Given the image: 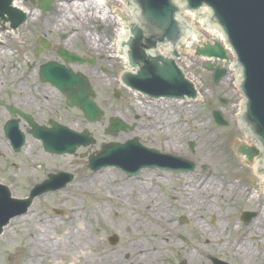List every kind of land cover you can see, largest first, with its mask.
Masks as SVG:
<instances>
[{"label":"rangeland","instance_id":"rangeland-1","mask_svg":"<svg viewBox=\"0 0 264 264\" xmlns=\"http://www.w3.org/2000/svg\"><path fill=\"white\" fill-rule=\"evenodd\" d=\"M17 1L29 11V20L28 24L20 27V38H15L14 33L2 36L5 45L0 47V101L30 114L40 125L48 126L47 120H52L77 133L86 130L94 142L78 147L72 154L47 153L41 141L28 133L30 127L27 123L17 115L12 116L5 106L0 104L1 185L7 186L8 182H12L16 197L25 198L32 185L47 179L49 171L53 169L84 178L70 184L69 189L60 190L59 193H47L36 199L28 216L16 217L12 221L6 235L0 237V264H24L31 251L28 238L34 232L42 231L41 225L45 221L52 236L79 225L69 222L72 210L78 212L80 223L86 232L97 238L95 244L98 245V250L119 252L124 242L132 236L131 231L141 230L137 224L127 229L130 228L127 223L132 217L150 222L152 216H158L165 218L173 228L146 225L142 229L143 232H133L141 234L143 241L158 232L166 233L170 240L177 239L180 247L167 250L160 264H175L179 261H186L187 264H212L209 256L229 264H264V191L260 186L262 179L259 170L263 166L256 163L254 169V160H247L237 151L243 143L254 144L241 131L235 119L243 107L242 97L236 91L238 72L230 69L225 62L208 61L194 55V47L209 40L208 34L202 29L198 30L204 37L194 41L190 52L184 53V57L178 61L196 84L203 99L201 102L192 103L190 100H184V106L175 108V104L167 106L156 101L153 103L154 101L121 86L117 75L124 63L111 53L106 55L109 63L102 58L96 60L95 65H81L67 63L56 54L39 50L38 37L54 41V47L61 45L67 49H72L71 42H76L77 38L75 45L89 52L95 51L92 49L95 42L105 41V32L102 30L104 27H90L91 22L82 21L81 15L73 10V4L70 7L65 3L69 0H54L50 11L40 10L38 0ZM65 5L69 8L62 7ZM74 12L79 16L69 20V27L65 23L68 22L66 19L70 18L66 17ZM105 25L108 28L111 25L119 30L121 28L114 20L105 22ZM89 29L92 33L95 32V35H88ZM71 32L74 34L71 36L72 41H63L58 36ZM108 45L112 47V44ZM48 60L64 62L67 67L84 73L89 78L96 93L98 106L104 111L102 119L89 122L79 109L69 107L65 103V97L58 90L49 83L39 81V67ZM208 63L223 65L228 73L221 81L212 82L210 71L206 69ZM19 82L20 90L17 88ZM45 90L47 93H44ZM49 92L53 94H48ZM116 92L120 93L118 98L115 97ZM220 99L227 100V103H221ZM213 110L221 111L227 126H219L213 121ZM110 117L121 118L132 129L109 133ZM10 118L18 119L19 129L25 135V144L18 152L13 150L10 139L3 130L5 122ZM149 118L157 119L155 122L160 125L154 127L152 122L140 124L139 119ZM166 119H178L179 123L175 129H171L167 126ZM172 131L175 135L170 140L167 134ZM115 133L129 134L131 139L137 137L146 147L189 160L195 167L186 172L157 168L140 169L141 171L133 176L137 178L136 182L142 184L138 192L135 191V186L128 185L131 183L129 179L124 181L128 184H119L122 180L119 175H116V181V177H109L99 185L95 179V173L99 169L92 171L87 161L89 156L100 149L102 143L119 142L106 138ZM206 134L211 135V148L214 147L215 154L210 153V146L203 139ZM174 140L180 147L178 151L164 147L165 141ZM106 168L126 177V174L115 166ZM186 190L191 193L190 198L195 200L193 202L201 205L199 211L194 210L193 203L185 199ZM148 197L151 199L147 204H143V209H138L140 199L146 200ZM153 199L159 202L153 205ZM155 206H159V209ZM245 211L258 214L256 216L254 213L253 217L244 223L240 217ZM199 221L203 223L204 236L198 230L196 223ZM205 236L210 241L205 240ZM111 237H116V241L111 243ZM191 248L199 250L195 255L197 260L193 262L185 260L183 255ZM34 258L36 264H68L71 259H52L37 253Z\"/></svg>","mask_w":264,"mask_h":264},{"label":"water","instance_id":"water-1","mask_svg":"<svg viewBox=\"0 0 264 264\" xmlns=\"http://www.w3.org/2000/svg\"><path fill=\"white\" fill-rule=\"evenodd\" d=\"M129 1L133 5L131 16L134 21L129 26L128 32L131 36L126 42L122 43V47L128 46V64L132 68H137V71L135 74L124 73L122 81L130 88L138 90L150 98H195L197 95L196 88L184 76V73L175 62L176 58L180 56L175 49L178 40L185 36L186 30H192L177 15L181 14L183 10L198 11L200 7L206 6L210 11L206 19L207 24L217 25L221 29L226 44L234 54L231 67L240 70V76L237 79L239 81L238 91L244 98V108L238 116L239 123L261 147L260 154L264 157V0H182V3L177 0ZM50 2L51 0H44L39 5L43 9H49ZM20 9L12 5V0H0V22H2V25H0V47L5 45L2 36H9L10 33H14L15 38H20V27L28 24L29 16L26 15L25 8ZM123 17L126 18V15H123ZM7 20L10 22L11 29H15L19 25L20 27L16 30H9L7 25L3 24ZM199 21H202V19H199ZM203 26L205 31L209 29L214 32L217 29ZM196 27L197 34L192 33L190 36L195 35L196 38H201V34L198 32L201 26L196 25ZM3 29L6 32L2 31ZM219 34L221 33L219 32ZM190 36L188 41H190ZM207 41H210V39ZM219 42L213 44L207 42L202 46H197L195 54L229 61L225 47ZM158 44L169 45L170 48H173L170 51L172 57L147 53L150 49L155 50ZM185 50H183V53H186ZM166 51L165 49L160 52L166 55ZM60 55L72 62L83 61L78 56L64 50L60 51ZM217 62L219 61L217 60ZM208 68L211 69L212 65H208ZM214 71V81H218L220 76L226 73L224 68L219 67H216ZM39 79L49 81L62 91L67 97V103L79 107L89 121H96L101 118L102 111L93 100L94 92L89 87L90 85L85 76L74 74L55 62H49L40 68ZM202 99L203 96L199 93L197 99L191 101V103L201 102ZM7 109L10 113H18L27 120L32 127L31 133L42 140L47 152L72 153L76 147L93 142L86 130L82 133H75L54 121H50L52 127L47 128L38 125L32 117L22 114L15 107L7 106ZM219 112L218 110L212 112L214 121L216 124L226 125V121ZM235 119L238 123L237 115ZM17 122L16 119H10L4 127V134L11 140L15 152L19 151L24 143V135L20 133ZM126 128L128 126L121 119L110 118L109 130L117 131ZM244 145L247 144L243 143L238 152L252 160L254 155L259 153V150L254 146L247 147ZM88 162L92 170L113 165L121 168L129 176L138 174L140 169L153 166L182 172L191 171L195 167L194 163L189 160L169 153H160L155 149L143 146L137 137L125 143H103L101 150L96 151V155L89 157ZM261 164H263V167L260 172L261 175H264V160ZM48 175L49 178L42 183L39 181L40 184L35 185L25 199L16 197L15 186L12 182H8L7 186L0 184V237L6 235L16 217L29 215L36 199L47 195V193H59L60 190L69 189L70 184L84 179L56 169L49 171Z\"/></svg>","mask_w":264,"mask_h":264},{"label":"bare ground","instance_id":"bare-ground-1","mask_svg":"<svg viewBox=\"0 0 264 264\" xmlns=\"http://www.w3.org/2000/svg\"><path fill=\"white\" fill-rule=\"evenodd\" d=\"M16 5H19L20 8H24L23 5L21 4V2L19 3L16 0ZM88 3L94 4L95 7L96 6H100L103 2L101 1H86V2H78V3H74L73 4V10L79 9V8H84L83 5H87ZM62 7H67L69 8L68 5L62 6ZM88 8H90L88 6ZM93 8V7H92ZM118 8L119 6H117L116 8L113 7V9L109 8V10H107V12H102L97 15L95 13H92L90 15L87 14H83L82 17L83 19H85L86 21L89 22H95L97 21V19H101L104 22H107V20H111V18L113 17L112 20H115V18L119 21V19L117 18L116 14L118 15ZM26 10V9H25ZM99 11V10H98ZM26 12L29 11L26 10ZM79 13V11H77ZM77 12L69 13L70 15L68 17H66V15H63V17L66 18H70V19H66L68 22L65 23L66 25H68L70 27L71 25V21L69 20H73L75 18H77L79 16V14ZM113 14V16L111 15ZM124 14V12H123ZM189 16V21L192 23H195V25H200L202 31L206 32L209 36V38L211 39L210 41H221L223 40V35L219 34L218 30L215 29L214 32H211L209 29H207L205 31L204 26H203V21H199L197 20V17L194 13H188ZM115 17V18H114ZM122 19H125L123 17V15L121 16ZM105 26V25H104ZM125 32H126V27L125 25L123 26V29H121V31L119 32V36L122 38L125 37ZM89 34H92V31L89 30ZM201 34V39L204 37V34ZM2 38V37H1ZM122 38V39H123ZM198 38H196L195 35L190 36V41H185V47H186V52H188L190 50V46L191 44L196 41ZM95 42V41H94ZM204 42V41H203ZM98 42H95L96 45ZM1 50V49H0ZM190 52V51H189ZM186 54V53H185ZM207 59V58H206ZM222 62V61H220ZM225 62V60L223 61ZM1 65V63H0ZM5 71V69H4ZM17 88H20V82L17 86ZM20 90V89H19ZM18 90V91H19ZM20 93V91H19ZM44 93H47V91L45 90ZM48 94H53L52 92H49ZM19 95V94H18ZM153 101V100H152ZM155 103V101L153 102ZM156 103L159 104H166L167 106H169L170 104H175V108H180L181 105L184 106V102L183 101H167L166 99H161V100H157ZM142 104V103H141ZM241 106V105H240ZM139 107V105H138ZM140 112V110H139ZM148 117V116H146ZM125 120V119H124ZM141 122L140 124L143 123H150L152 122V124H154V127L159 126L160 124L157 121V119H150L146 120V119H139ZM168 121V125L169 127H171V129H175L179 123L178 119H166ZM77 127H79V125H77ZM170 129V130H171ZM210 134V133H209ZM206 134L204 136L203 139H205L204 141H206V143L210 146L209 150L210 153H214L215 151L213 150L214 147L211 148V135ZM166 135V134H165ZM174 132H169L167 134L168 137H170V140H172L174 138ZM101 138V137H100ZM107 139L110 140H116L119 142H125L126 140H128V138H130L129 134H121V133H115V134H111V136H106ZM206 144V145H207ZM164 147L165 148H170V149H174L176 151H178V149H180V147H178V145L175 144V140L172 142L169 141H165L164 143ZM32 148V145L30 147V149ZM29 152V147L27 148V153ZM258 162L257 158H254V169L256 168V163ZM116 175H119V177L122 179L120 180L121 182H119V184H128V182H124L127 181L128 179L130 180V184H128L129 186H135V191H140L141 190V183L136 182L135 180L137 178L133 177V176H127L126 177L122 174H119L116 171H112L109 168L103 167L102 170L101 168L99 169V171H96L95 173V179H96V183H100L102 181H104L106 178L112 177L115 178ZM117 177L115 178L116 181ZM261 179H262V184H260L261 186V190L264 191V176L261 175ZM85 184H90L88 182H84ZM83 185V184H82ZM81 191V190H80ZM216 191H218V189H216ZM199 193V192H198ZM187 197L185 199L188 200L189 203H193V208L194 210L199 211V209L201 208L200 204L194 203L193 199L190 198L191 193L189 191H185L184 193ZM140 199V198H139ZM151 198H146V200L144 198L140 199L141 203L138 206V209H143V204H147L148 200H150ZM156 202H159L157 199H153V205L156 204ZM155 208L159 209V206H155ZM70 219L69 222L72 224L75 223H79V225H75V227L73 228H69V229H65L63 231H59L57 236H52L51 233L48 230V227L46 226V221L41 225V227L43 228L42 231H36L33 234H31V237L28 238V240L31 242L30 245V256H28L27 260L25 261L24 264H36L35 262V254H41L42 256H50L53 258H61V257H65V258H71L68 262V264H160L161 259L164 258V256L166 255V251L170 250L172 248H177L180 247L177 239H172L170 240L168 235L166 233H156V235H150L148 240H144L140 237L141 234H138L140 232H143L142 229L145 228L146 225H152V226H159L161 228H173V225L169 224V222H167V220L165 218H161L158 216H152V220L146 221L145 219L142 218H137V217H132L131 221L128 224L127 229H131V227L133 225H136L137 227L141 228V230L137 231V230H133L138 232L137 234L133 231H131L132 233H130L132 236L126 241L124 242V244L121 247V250L118 251H108V250H98V245L95 244V242H97V238H93L91 237L86 230L82 227V224L80 223V216L78 214V212L76 210H72V213H70ZM201 221V220H200ZM200 221L198 223H196L198 225V230L201 233V235L204 236L205 231L202 228L203 227V223ZM202 225V226H201ZM55 227V225H53ZM40 227V228H41ZM135 227V226H133ZM137 229V228H136ZM207 236V234H206ZM205 236V240L210 241V239L206 238ZM217 238V237H216ZM243 240H241L242 243ZM195 247H193L194 249ZM237 250V249H236ZM199 251V250H196ZM195 250L189 249L188 252H185L183 255L185 256V260H188L190 262L196 261L197 257L195 255H197ZM90 256H94L93 258H91ZM59 264V263H58Z\"/></svg>","mask_w":264,"mask_h":264},{"label":"flooded vegetation","instance_id":"flooded-vegetation-1","mask_svg":"<svg viewBox=\"0 0 264 264\" xmlns=\"http://www.w3.org/2000/svg\"><path fill=\"white\" fill-rule=\"evenodd\" d=\"M72 23H74V22H72ZM75 23H77V21ZM98 25L99 24H94V25H90V27H97L98 29H100V28L102 29L104 27L102 30H104V32H105L106 39H105V41H101V42L97 43L98 45L93 44L92 49H95V51L89 52L87 50H83L78 45H75V44H77V38H76V42H71L72 43V45H71L72 49L71 50L75 51L80 56H84V57H88V58L93 59L95 61V63H96V60L102 59V58H103V60H105L109 63L110 61L107 60L106 55H110V53L113 56L120 58L121 51L119 48V43H120V38L118 36L119 29L116 26L113 27L114 25H111L110 28H108V26H106V25L102 26V27L100 25L99 26ZM64 35L65 36L63 37V41H66V40L70 41L72 39L71 36L74 34H73V32H71L69 34L65 33ZM58 36L62 39V34H60ZM78 40H81V39H78ZM81 41H83V40H81ZM107 43L112 44V47L109 46ZM53 45H54V41H49L48 48L40 47V50H42L43 52H45V51L50 52L53 55L54 54L57 55L58 46L54 47ZM101 71H104V69H101ZM120 73H121V69L119 70L117 78H119Z\"/></svg>","mask_w":264,"mask_h":264}]
</instances>
